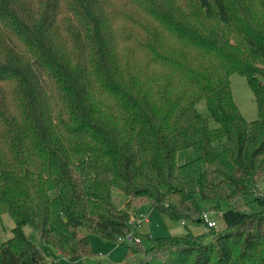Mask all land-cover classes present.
<instances>
[{
	"label": "trees",
	"instance_id": "obj_1",
	"mask_svg": "<svg viewBox=\"0 0 264 264\" xmlns=\"http://www.w3.org/2000/svg\"><path fill=\"white\" fill-rule=\"evenodd\" d=\"M261 78L264 0H0V223H16L0 264L44 263L26 224L72 262L95 254L88 233L126 244L147 202L224 225L148 236L137 264H264ZM253 194L257 210L223 206Z\"/></svg>",
	"mask_w": 264,
	"mask_h": 264
},
{
	"label": "rangeland",
	"instance_id": "obj_2",
	"mask_svg": "<svg viewBox=\"0 0 264 264\" xmlns=\"http://www.w3.org/2000/svg\"><path fill=\"white\" fill-rule=\"evenodd\" d=\"M261 79L264 82V79ZM231 85L234 100L238 104L244 117L249 121L255 120L258 117V107L246 77L239 73H233L231 75ZM58 106L60 105L58 104ZM198 107L204 115L209 117L204 101L199 102ZM184 152L187 151H182L180 156H182ZM259 179L261 185L259 191L254 194L264 192V178L260 177ZM254 194L242 196L232 203H224L223 206L226 208L233 205L240 210L246 211L257 210L258 205L252 200ZM113 200L118 207L122 208L125 206L126 196L124 193L114 190ZM138 207H140V209ZM131 212L133 215H148V221H143L136 227L137 236L141 239L144 237L142 243L127 242L126 244H121L120 242L104 238L99 234L88 233L92 250L95 254L74 262L66 259L53 247L44 245L40 240L38 231L30 224H26L23 230L32 241L37 243L42 249L45 257L43 264H137L143 259V255L140 252L134 251L135 249L132 248L144 247L147 244L146 238L148 236L161 237L168 235H184L187 232L199 233V231L204 230L203 232H205L207 230L201 222H187L186 224L172 222L169 224L170 220L162 216L151 202L141 204L140 206H134L131 208ZM212 214L217 221V226L212 230H219L224 225L222 214L220 211H212ZM15 225L14 218L10 214L5 213L0 223V248L8 238L12 237V229Z\"/></svg>",
	"mask_w": 264,
	"mask_h": 264
},
{
	"label": "built area",
	"instance_id": "obj_3",
	"mask_svg": "<svg viewBox=\"0 0 264 264\" xmlns=\"http://www.w3.org/2000/svg\"><path fill=\"white\" fill-rule=\"evenodd\" d=\"M203 221L205 223V227H216L217 221L215 217L213 216L212 212L210 211H204L202 214ZM132 219L135 221L138 225H140L143 221H148V215H133ZM119 240H128V241H136L139 242L140 238L137 236H134L132 233L127 234L126 236L119 237Z\"/></svg>",
	"mask_w": 264,
	"mask_h": 264
},
{
	"label": "crops",
	"instance_id": "obj_4",
	"mask_svg": "<svg viewBox=\"0 0 264 264\" xmlns=\"http://www.w3.org/2000/svg\"><path fill=\"white\" fill-rule=\"evenodd\" d=\"M260 185H261V182H260ZM139 209H140V207H138ZM168 219V218H167ZM168 220H170V219H168ZM172 222H174V221H172V220H170V222H169V224H171ZM181 223H184V224H186L185 222H181ZM204 230H202V231H199V233H202Z\"/></svg>",
	"mask_w": 264,
	"mask_h": 264
}]
</instances>
